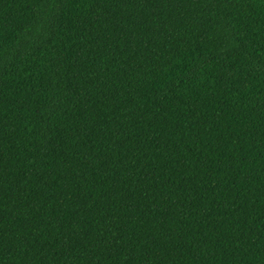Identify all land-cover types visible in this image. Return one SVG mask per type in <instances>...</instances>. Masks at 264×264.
<instances>
[{"label": "trees", "instance_id": "16d2710c", "mask_svg": "<svg viewBox=\"0 0 264 264\" xmlns=\"http://www.w3.org/2000/svg\"><path fill=\"white\" fill-rule=\"evenodd\" d=\"M264 264V0H0V264Z\"/></svg>", "mask_w": 264, "mask_h": 264}, {"label": "rangeland", "instance_id": "374dc122", "mask_svg": "<svg viewBox=\"0 0 264 264\" xmlns=\"http://www.w3.org/2000/svg\"><path fill=\"white\" fill-rule=\"evenodd\" d=\"M31 264H45L44 261L42 259H38L35 262L31 263Z\"/></svg>", "mask_w": 264, "mask_h": 264}]
</instances>
